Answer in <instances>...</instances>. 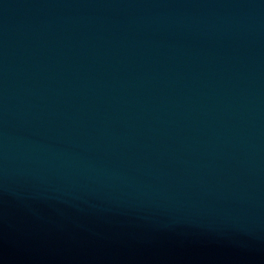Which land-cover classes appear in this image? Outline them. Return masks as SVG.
<instances>
[{"label":"water","instance_id":"1","mask_svg":"<svg viewBox=\"0 0 264 264\" xmlns=\"http://www.w3.org/2000/svg\"><path fill=\"white\" fill-rule=\"evenodd\" d=\"M0 97L142 108L264 147V0H0Z\"/></svg>","mask_w":264,"mask_h":264}]
</instances>
